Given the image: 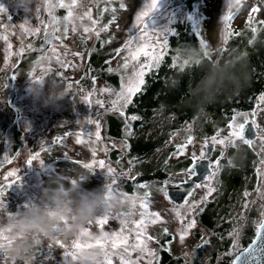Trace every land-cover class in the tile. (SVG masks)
<instances>
[{
	"label": "rangeland",
	"instance_id": "374dc122",
	"mask_svg": "<svg viewBox=\"0 0 264 264\" xmlns=\"http://www.w3.org/2000/svg\"><path fill=\"white\" fill-rule=\"evenodd\" d=\"M184 1L189 8L195 9L199 1L201 5L191 15L184 16ZM40 2L39 12L34 4L32 11L26 13L16 7L13 0H0V6L6 9V12L0 13V161L5 159L4 167L0 168V189L4 192V195L0 196V205H3L0 207V215L14 214L23 211L30 203H40L41 189L48 184L49 180L70 175L74 169L91 173L87 181L83 183L84 189H101L105 182L110 183L111 178L107 174V169L110 167L114 170L116 179L114 187L118 192L132 197H143L144 193L148 192L149 195L145 198L149 205L147 211L159 213L161 217V221L155 224L148 222L145 228L146 235L153 238L148 241V246L156 252L152 264H218L224 259L231 264L234 255L230 256L227 253L235 254L237 249L233 247L236 237L230 233H238L239 247H245L253 238L258 223L262 219L261 211L264 210L261 207L264 205V200L260 199L257 192V189L264 192V164H261V160L264 159V144L259 139L264 135V132L260 131L264 129V110H262L264 104L259 100V97L264 95V90L256 97L254 96L255 98L253 97L248 108L237 111L256 112L255 119L259 128H256L257 135L251 145L253 151L236 139L233 147L235 153L231 157H235L234 162L238 170H231L226 175L215 176L212 179L208 177L201 187L193 189L185 201L189 204L196 203L197 207L192 214L188 215H186L188 209L185 201L175 204L160 189L164 188L166 191L167 186L179 182L188 175L186 170L190 168L189 162L193 155L198 157L205 148V141L211 142L213 135L204 134V131L201 133V130L195 133L190 123L169 132L168 124L173 119L171 117L163 127L152 123L145 126L141 133L132 132L131 120L125 119V116L121 117L111 108L112 102L117 100L115 93L120 91L122 85L128 83L133 71L138 70L139 65L148 59L141 53L136 61H132L131 52L141 45H147L146 51L155 50L164 53L163 40L173 31L177 22L187 21L190 24L199 22L197 26L203 29V38L208 41L209 46L216 51V47L223 44L225 54L236 53V50L227 43L228 41L223 43L222 38L228 32H235L243 26L248 29L256 26L257 34L254 41L264 46V24L261 23L264 21V0H246L239 10L231 9L233 15L227 24L223 20L229 12L226 0H159L157 8L145 17L141 24H137L136 15L150 3V0H83V6L76 9L74 16H83L84 12L90 9L91 18L97 23L93 25L87 18L65 22L64 17L67 16L68 9L56 7L54 14L59 20L56 26L59 30L55 35L59 39H54L52 45L44 43V26L49 25V33L52 31V26L49 13L45 11L46 0H40ZM49 2L57 4L58 0H49ZM70 2L71 0H64V3ZM121 4H124L123 8L120 7ZM253 7L259 10L252 12ZM250 14L251 19H249ZM25 21L28 23L21 28L20 25ZM65 23L68 27L66 36ZM73 25L76 27L75 32L72 31ZM104 25H108L106 31L101 30ZM84 26L93 31L85 33ZM25 29H30L32 32L35 29L40 31L29 34ZM97 30H100L99 36L96 35ZM145 32L148 33L147 36L144 35ZM5 36L7 40L4 39ZM229 39L230 35L227 36V40ZM96 41L103 43V48L114 50L108 59V65L112 69L111 72L119 75L121 84L118 89L101 79L96 80L91 86L80 82V78L87 74L88 52ZM29 44L37 49V59L33 62L35 55H20V52H23L22 48L24 51L29 50ZM53 45L56 47L55 55L50 50ZM76 53L79 55H74ZM56 56H59L62 63L57 62ZM41 57L48 59H41ZM126 57L129 58L128 68L124 69L122 65ZM18 61L21 64L16 68V72L24 73L15 76L14 88L6 87L9 86L10 71ZM257 63V67H253L255 74L259 73L264 66V55L263 58L257 59ZM41 76L54 77L66 89L67 95L58 102V108L42 107L29 95L28 86L31 80ZM4 78L7 79V85L3 84ZM97 101L100 103L98 104ZM17 111V128L20 127L23 130L22 137L24 138L25 135L28 141L29 136L32 143L30 145L27 142L28 146L20 147V152L15 158L12 138L14 130L7 131L5 141L1 135L2 128L9 125ZM109 114H116L122 119L124 124L122 133L126 135L128 132L132 133L128 135V138H115L107 132ZM233 115L228 124L217 131L218 139L228 136L232 131L228 125L233 123ZM251 119L250 116L249 120ZM243 121L244 117L239 116L234 123L239 125ZM97 123L100 135L98 141L96 139ZM188 125H191V131H186ZM28 129L32 131L27 132ZM140 135L151 142L158 141V144L143 154H136L129 158L126 154L128 139H134ZM189 135L193 137V142L187 144L181 154L179 147L185 144ZM50 137L54 139L53 145L47 151H42L41 148H45L47 138ZM78 140L81 143H77ZM215 147L216 151L223 153L232 148L222 149L219 145ZM113 150L116 151L113 152ZM37 152L40 153L38 159L33 160V165L27 166L24 163L26 154L33 156ZM111 152L116 155V158H111ZM134 158L137 160L133 161ZM101 160L105 164L103 169L99 167ZM162 160L165 161L166 170L161 181L144 176L152 171V165L155 167L156 163ZM85 163L92 164V168L85 169L83 167ZM42 165L45 167L41 168ZM10 172H14L15 175L9 176ZM42 177L44 183H41ZM4 181L11 182L4 187ZM141 183L148 187L139 188L138 185ZM204 185L215 188V191L209 195ZM245 192L249 195L245 196ZM139 203L140 201L137 200L134 207L131 202L122 203L119 210L112 213L103 225L96 223V219L102 216V214L98 215L84 226L86 234L79 237V242L95 244L94 237L102 232L120 233L124 219H140V213L144 210L140 208ZM246 203L247 208L244 207ZM117 213H131V215L117 217ZM177 213L180 216H177ZM180 217H185V222L191 219H195L196 222L183 242L177 234L181 229ZM165 228L168 229L167 235L163 232ZM125 234L129 235L130 243L134 241L135 233L129 234L125 230ZM58 239L64 247L56 245L54 239H45L33 250L26 261H20L18 264H56V262L66 264L65 251L72 250L71 243L77 238L68 241ZM107 251L120 253L122 249L112 250L108 247ZM140 255V252L135 251L130 257L125 258L137 261ZM108 259L111 260V264H121L118 254H111ZM147 261L148 257L145 256L139 259L137 264H147ZM104 264H106V257Z\"/></svg>",
	"mask_w": 264,
	"mask_h": 264
},
{
	"label": "clouds",
	"instance_id": "9594fccd",
	"mask_svg": "<svg viewBox=\"0 0 264 264\" xmlns=\"http://www.w3.org/2000/svg\"><path fill=\"white\" fill-rule=\"evenodd\" d=\"M245 2L226 0L228 8L236 10ZM13 3L26 13L32 11L34 4L36 10L41 7L40 0H13ZM178 55V66L182 71L193 67L202 71L200 79L189 87L184 99L185 106L196 112H203L221 97L239 94L250 81L245 56L223 51L217 53L211 47L201 46L185 47ZM178 83V79L173 77L168 86L176 87ZM28 90L29 95L45 108H58V102L67 95L62 83L51 76L31 80ZM167 110V105H161L156 111L161 127L169 120ZM228 159L234 162L235 157ZM90 174L74 169L70 175L53 178L41 189L40 203H30L23 211L14 214L0 215V234L8 241L0 249L5 264L26 261L45 239L68 241L78 238L84 226L98 215L119 210L122 203L118 196L106 198V182L101 189L83 188ZM76 255V264H104L106 253L103 249L90 247L79 250Z\"/></svg>",
	"mask_w": 264,
	"mask_h": 264
},
{
	"label": "snow or ice",
	"instance_id": "6c2138e0",
	"mask_svg": "<svg viewBox=\"0 0 264 264\" xmlns=\"http://www.w3.org/2000/svg\"><path fill=\"white\" fill-rule=\"evenodd\" d=\"M158 2L159 0H150V3L147 4L145 6V8L141 11H139L136 15V22L137 24H141L144 20L145 17L149 16V14L157 8L158 6ZM83 6V0H71L70 3H64V0H58L57 4H51L49 2V0H46L45 3V11H47L49 13V17H50V25L52 26V31L49 33L48 32V28L49 25H45L44 26V30H45V40L44 43L48 44V45H52V41L54 39H59V37H57L55 35V33L59 30L58 27H56L59 24V20L57 19V17L54 14V9L56 7H60V8H66L68 9V14L67 16L64 17V21L65 22H70L72 19H78V20H83L84 18H87L89 20H91V23L93 25H95L97 23V21L92 20L91 18V10L89 9L88 11L84 12L83 16H74V13L76 11V9L78 7H82ZM121 8L124 7V4L120 5ZM40 9H37V12H39ZM107 10V9H106ZM259 9L253 7L252 8V12H257ZM113 11H115V9H113ZM6 12L5 7L0 6V13ZM232 11L231 9H229V12L227 15H225L223 17L224 22L227 24V22L232 18ZM10 19V18H9ZM249 19H251V14L249 15ZM28 21H25L24 24H21L20 27L24 28L25 24H27ZM262 24H264V21L261 22ZM145 27H147L145 25ZM108 28V25H104V28L101 29L102 31H106ZM253 33L257 32L256 28H252L251 29ZM25 31L29 34H35L38 33L40 31V29H35L34 32H32L30 29H25ZM72 31L75 32L76 31V27L75 25H73ZM83 31L85 33H89L91 31H93V29L84 26L83 27ZM99 31H96V35L99 36ZM68 32V27H67V23H65V28H64V34L65 36L67 35ZM159 34V33H158ZM145 36L148 35L147 32L144 33ZM161 35V34H159ZM231 35L230 32H228L225 35V40L227 39V36ZM162 36V35H161ZM143 38V37H142ZM5 40H7V37H4ZM129 43H131V41H129ZM169 41L167 39L163 40V47L167 48ZM249 43H251V41H249ZM200 46L202 48H207L208 45L201 40L200 41ZM9 47H11V45H9ZM147 45H141L139 46L134 52H131L130 54V59L132 61H136L139 56L141 55V53L147 57V61L143 64H140L138 67V70H134L132 73V78L129 79L128 83L126 85H122L121 89L119 92H116L115 95L117 96V100L112 102V111L118 112L119 115L121 117L125 116V112L124 109H127L132 103H133V97L138 94L141 91V86L145 84V69H149L151 70L152 68H159L160 65L164 62L165 60V56L164 53L161 52H156L155 50L153 51H146ZM28 48L31 49L32 45L29 44ZM52 51V53L55 55L56 54V47L53 45L50 49ZM21 51H24V49L22 48ZM119 51V50H118ZM221 51H223V49H221ZM74 55H79L78 53L74 54ZM41 59H48L47 57H41ZM57 62L62 63L59 60V56H56ZM129 58H125V63L122 65V67L124 69L128 68V63L127 60ZM179 60V55L177 54L175 61L176 63H178ZM45 71H50V69H45ZM109 71H112L111 68H109ZM41 77H37L35 79H39ZM34 79V80H35ZM259 100L261 101L262 104H264V95H261L259 97ZM122 102V103H121ZM97 103L99 104L100 102L97 101ZM264 110V109H262ZM239 116H243L244 117V122L240 123L239 125H236L234 122L236 121L237 117ZM252 117V119L249 121V117ZM256 116V112L253 111L251 113H240L237 112L233 115L232 117V121L233 123L229 124L228 127L230 129H232V131L229 132L228 136L226 137H222L218 139L219 133H217L216 135H213L211 137V145L213 147H215L216 145L221 146L222 149H226L228 147H234L235 146V141L236 139H239L242 143L251 146L253 141L249 138H247L246 136V129L247 126L250 124L252 128H259V125L257 124V121L255 119ZM126 119L131 120V121H137L139 119V117L137 115H131L130 117H126ZM92 122V121H90ZM127 127V125H126ZM99 124L97 123V132H96V139L97 141L100 139V135H99ZM250 130V129H247ZM186 131H191V125H188ZM261 132H264V129H260ZM128 135H131V132L127 133ZM260 141L262 144H264V135L259 137ZM193 142V137L191 135H189L187 137V140L185 142L184 145H181L179 147V151L182 154L183 148L186 147L187 144H191ZM77 143H81V141H77ZM205 144H207V140L205 141ZM127 146V145H125ZM42 151H47L48 149L45 148H41ZM40 153L37 152L35 155L31 156V158L27 161L28 164H31L33 160L38 159ZM93 155H95V151H93ZM206 159V149H202L199 157L193 155L192 157V167H190L189 169H187V174L189 177H194L196 176V167H197V163L198 161H203ZM226 157H224L223 152H221V157L216 159L215 162H211L209 161V167L212 169L209 179L214 178L217 173L219 172V170L221 169L222 166H224V161H225ZM231 161H228V164H230ZM261 164H264V159L261 160ZM83 167L85 169H91L92 168V164L89 163H85L83 165ZM99 167L101 169H103L105 167L104 161L101 160L99 161ZM107 174L108 176L111 178L110 179V183L107 184L106 186V198H111L113 196H118L121 200V203H125V202H131L132 206H135V203L137 200L140 201L139 206L141 209H143L144 211H142L140 213V219L139 220H128V219H124L122 222V230L120 233H112V234H108V233H101L99 236L94 237L95 239V244L93 243H87V244H81L79 242V237L75 240L72 241L71 243V251H65V260H66V264H76V260H77V250H81L84 248H90V247H100L102 248L105 253H106V264H111V260L108 259V256L111 254H118L120 256L121 259V264H137V261L139 259H143L145 256L148 257V261L147 264H152L153 262V258L156 257V252H154L153 250H151L148 246V241H151L153 238L151 236L146 235L145 232V228L148 222L155 224L158 221H161V217L159 215V213L156 212H151L149 213L147 211L148 209V202L145 199L149 193L145 192L143 197H132V196H128L127 194L123 193V192H118L116 190V187H114V185H116V179H115V174H114V170L112 168H108L107 169ZM9 176H14L15 173L14 172H10L8 173ZM207 188V193L210 195L212 192L215 191V188L209 186V185H204ZM139 188H147L148 185L146 184H139L138 185ZM196 187H201V185H196ZM162 192H164L165 196L168 195V193L165 191L164 188L160 189ZM257 192L259 194L260 199L264 200V192H260L259 189H257ZM4 192L3 189H0V196H3ZM190 195V193H189ZM245 196H248L249 193L245 192L244 193ZM252 203H255V201H252ZM185 204L187 205V214H192V212L194 211V209L197 207L196 203H191L189 204L187 201H185ZM3 205H0V207H2ZM247 203L244 205L245 208H247ZM262 209H264V205L261 206ZM131 213H117L116 216L117 217H127L130 216ZM112 216V213H104L102 214L101 218L96 219V223L98 225H103L108 219L109 217ZM177 216H180L179 213H177ZM261 217L262 219L259 221L258 226L256 228V232H255V239H253L251 241L250 244H248L247 247H243L240 248L239 244H238V233H230V235H235V239H234V243H233V247L235 249H237V251L235 252V254H233L232 252L227 253V255H234V258L231 260V264H250V261L252 260H257L259 259V254L261 252H264V210L261 211ZM181 220V229L179 230V232L177 233L179 236V239L181 242L184 241L185 237L188 235L189 230L192 229L195 226V219H191L188 220L187 222H185V217H180ZM91 222V221H90ZM131 225V227L129 226ZM125 230L127 231V233L131 234V233H135V239L133 242H129V235L125 234ZM164 234L167 235L168 234V229H164L163 230ZM86 232L84 229H82L81 231V235L83 236L85 235ZM55 244L60 246V247H64L63 244H61L60 240L58 238H55ZM7 237L3 236L2 234H0V249H2L5 244L7 243ZM110 242V243H109ZM205 243H207V241H204ZM51 247V245L49 246ZM108 247H110L112 250H116V249H122V252L120 253H109L107 251ZM138 251L140 252V256L137 258V261H133L130 258L126 259L125 257H130L132 252ZM0 264H5V260L4 257L0 256Z\"/></svg>",
	"mask_w": 264,
	"mask_h": 264
},
{
	"label": "trees",
	"instance_id": "16d2710c",
	"mask_svg": "<svg viewBox=\"0 0 264 264\" xmlns=\"http://www.w3.org/2000/svg\"><path fill=\"white\" fill-rule=\"evenodd\" d=\"M201 5L198 2L194 9L185 5L183 15H191ZM185 19V18H183ZM190 24L187 21H180L175 24L172 32H170L165 39L169 41L167 48H164L165 60L159 68L146 69L145 84L141 86V91L133 97V103L124 109L125 119L131 115H137V121H131L130 127L132 132L141 133L145 126L152 123H158L156 119V111L159 106L167 105L166 115L173 118L168 124V131L173 132L186 124H192L195 133L214 135L217 131L225 127L232 114L239 110L248 108L250 101L257 96V94L264 90V66L259 73H253V67H257V59L263 58L264 46H261L257 41H254L256 33L252 32V26L248 29L243 26L241 29L232 32L230 39L227 40L231 47H235L236 54L245 56L248 63V72L250 81L239 94L230 96L228 98L221 97V99L212 105L207 106L203 112H196L192 108L185 106L184 99L190 86H193L197 80L200 79L202 71L199 68L193 67L191 70H181L176 63L175 58L181 49L194 46L200 47V41L203 40L208 47L209 43L203 38V29L198 28L199 22ZM251 41V43H249ZM103 43L96 41V44L91 47L89 51L88 63L89 68L86 75L80 78V82L87 86H91L96 80L101 79L112 85L113 88L120 87V78L116 72L109 71L108 59L112 56L113 49H105L102 47ZM175 77L179 83L176 87H169V82ZM255 96V97H254ZM254 97V98H253ZM251 101V102H252ZM160 126V124H159ZM124 127L123 121L116 114L108 115L107 132L111 136L127 137L128 135L122 133ZM127 155L131 158L134 155L143 154L149 149L155 147L158 141L151 142L143 136L134 139H128ZM116 150H113L115 152ZM135 151H137L135 153ZM111 152V158H116V155ZM137 160L136 158L133 159ZM158 163V162H157ZM156 163V165H157ZM154 166L152 165V169ZM166 168V167H165ZM155 176L153 170L145 177ZM157 175V174H156ZM56 264H60L57 263ZM218 264H229L226 259L220 261Z\"/></svg>",
	"mask_w": 264,
	"mask_h": 264
},
{
	"label": "flooded vegetation",
	"instance_id": "af4514ba",
	"mask_svg": "<svg viewBox=\"0 0 264 264\" xmlns=\"http://www.w3.org/2000/svg\"><path fill=\"white\" fill-rule=\"evenodd\" d=\"M36 50L37 49H34V48H31V49H29L28 51H23V52H20V55H25V54H27V55H31V56H34V58L32 59V62L33 61H36V59H37V55H36ZM19 55V56H20ZM21 63L18 61L17 62V64L12 68V70L10 71V75H9V81H8V83H9V86L6 84V80L7 79H3V84L4 85H7L6 87H9V88H14V85H15V83H16V75H18V76H20V75H23V73L24 72H16V68L20 65ZM11 99H12V96H11ZM17 115H18V111H17V113H15V115H14V119H12L11 121H10V123H9V125L8 126H5V127H3L2 128V135H1V138H3V140L5 141V136H6V133H7V131L8 130H10V129H13L14 130V132H13V134H12V138H13V141H14V153H15V158H16V156L19 154V152H20V147L21 148H25L26 146H28L27 145V142L28 143H30V145H31V143H32V141L30 140V138H29V136H28V141H26V137H25V135H24V138L22 137V132H23V130L20 128V127H18L17 128V119H16V117H17ZM30 131H32V130H27V132H30ZM48 139V141H47V144L45 145V149H48L49 147H51L52 145H53V143H54V139H53V137H50V138H47ZM255 139V138H254ZM253 139V140H254ZM252 140V141H253ZM29 145V146H30ZM247 147L249 148V150H251V151H253V149L251 148V146H248L247 145ZM205 149V148H204ZM235 152H234V148L232 147V148H229L225 153H223L224 154V156H226L227 158H229V157H231V155L233 156V154H234ZM199 157V156H198ZM221 157V152H219V151H216V147H214L213 149H212V151L209 153V154H206V159L207 160H209V161H211V162H215V160L216 159H218V158H220ZM14 158V159H15ZM31 158V155H27L26 154V156H25V159H24V163L27 165V166H30V165H33V163H31V164H28L27 163V161L29 160ZM4 162H5V159H3V160H1L0 161V168H3L4 167ZM33 162V161H32ZM8 164V163H7ZM47 166V165H46ZM45 167V166H44ZM43 167V168H44ZM166 164H165V161H158V163H157V165L152 169L153 170V172H154V174H155V176L153 175L152 177L153 178H151L152 180H154V179H159V181H161L162 180V178H163V175L165 174V170H166ZM231 170H233V171H236V170H238V167H236V165H235V162H231L230 164H228V165H224V166H222L221 167V169L219 170V172L217 173V175H216V177L217 176H223V175H226V174H228ZM211 171H212V169H211ZM157 174V175H156ZM210 176V174H208L207 176H206V178H205V180L208 178ZM189 178V176L187 175L185 178H183L182 180H180V181H183V180H187ZM205 180L204 181H202V182H199L198 183V185H201V184H204V182H205ZM5 183H4V187H6L7 185H9L10 184V182L11 181H4ZM41 183H44V181H43V177H42V182ZM199 187H195L194 188V190L195 189H198ZM193 191V190H192ZM191 193V192H190ZM189 195V194H188ZM186 199V198H185ZM185 201V200H184ZM23 206V205H22ZM22 206H21V208H22Z\"/></svg>",
	"mask_w": 264,
	"mask_h": 264
},
{
	"label": "water",
	"instance_id": "95a60500",
	"mask_svg": "<svg viewBox=\"0 0 264 264\" xmlns=\"http://www.w3.org/2000/svg\"><path fill=\"white\" fill-rule=\"evenodd\" d=\"M225 37V36H224ZM222 38V42L226 43L227 39ZM223 49V44L216 47V51H221ZM250 121V120H249ZM244 122V121H243ZM242 122V123H243ZM250 129V130H247ZM246 129V136L247 138L253 140L257 135L256 128H252L249 124ZM214 147L211 145V142L207 143L205 145L206 154H209ZM226 157V156H224ZM229 159L226 157L224 161V165H228ZM193 161L191 160L189 162V167H192ZM209 160L205 159L203 161H198L197 167H196V176L189 177L187 180L179 181L173 185H169L166 187V192L168 193L167 197L170 201H172L175 204H181L184 202L185 198L188 196V194L198 185L199 182H202L205 180L206 176L211 173V168L208 166ZM255 239V234L251 241ZM251 241L248 243L250 244ZM248 244L245 246L247 247ZM250 264H264V252H261L259 254V259L250 261Z\"/></svg>",
	"mask_w": 264,
	"mask_h": 264
}]
</instances>
